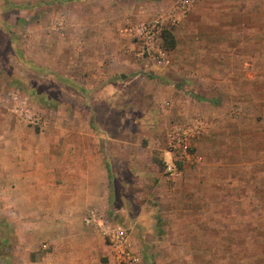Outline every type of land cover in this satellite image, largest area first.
I'll return each instance as SVG.
<instances>
[{
    "label": "crops",
    "instance_id": "1",
    "mask_svg": "<svg viewBox=\"0 0 264 264\" xmlns=\"http://www.w3.org/2000/svg\"><path fill=\"white\" fill-rule=\"evenodd\" d=\"M75 1L91 5L93 0ZM100 1L97 16L89 20L94 25L88 24L95 31L88 29L77 37L82 45L97 44L94 51H79L82 64L76 62L72 69L73 96L81 104L62 114L55 110L57 114L45 118L38 130L0 105V212L14 211L26 230L39 227L48 244L60 251L57 260L42 264H111L101 225L116 210L126 216L140 212L148 219L142 221L140 238L133 244L144 252L146 264H191L183 257L175 262L174 254L197 247L171 242L168 235L203 232L213 211L208 203L217 204L218 218L225 217L220 210L224 202L260 200L255 186L256 177L264 179V172L257 174L264 169V151L259 150L264 144V18L257 21L254 15L242 34L243 18H225L231 7L240 13L250 4L248 8L240 0H199L181 23L169 28L174 47H163L164 60L155 64L138 53L131 27L127 28L158 16L156 7L167 0ZM180 31L195 32L194 42L204 45L182 51ZM220 35L222 42L234 44L208 50L205 45ZM242 42L249 44L247 51L240 49ZM192 97L200 107L196 102L195 108L187 106ZM134 115L150 123L182 115L183 121L198 123L202 161L185 165L176 178L154 170L151 147L141 145V138L145 143L149 139L121 124ZM120 163L123 166L114 167ZM122 167L130 176L119 175L124 196L115 206L113 169ZM142 177L159 186L148 197H136L143 204L136 212L126 189L138 186ZM240 185L249 188L247 195L238 192ZM237 211L234 204L231 212ZM193 217L205 219L198 229L188 221L185 226L177 223ZM157 250L163 251V259Z\"/></svg>",
    "mask_w": 264,
    "mask_h": 264
},
{
    "label": "rangeland",
    "instance_id": "2",
    "mask_svg": "<svg viewBox=\"0 0 264 264\" xmlns=\"http://www.w3.org/2000/svg\"><path fill=\"white\" fill-rule=\"evenodd\" d=\"M244 1L240 0L241 5L251 7L249 10L245 9L244 12L238 13L235 8L231 7L228 10V17L225 18L239 22L243 18L245 21L244 26L239 28V32L242 34L247 33V24L254 15L257 21L264 18V0ZM101 3L100 0H93L91 5L79 4L75 0H0V105L12 116H15L26 125L32 126L19 114V111H16V107L28 109L31 114L40 117L39 126H32L38 130L43 126L45 118L57 114L55 110L62 114L71 106L81 104L78 97L73 96L74 91L70 78L72 69L73 66H77V59L81 55H79V51L85 53L94 51L97 44L83 43L82 45L77 41V37L78 34L88 33V29L91 32L95 31L93 26L89 28V25H94L92 20L97 16L95 9ZM175 3L176 0H167L162 6L159 4L156 7L155 13L158 15L156 17L162 21L163 30L174 28L184 18L176 25L169 24V17L175 8ZM90 19L92 20L89 21ZM132 26L129 25L127 29ZM194 34L196 36L195 32H177L179 39H181V41L179 40L181 42L179 49L183 51L189 48H201V45L204 44L199 43V41L194 42ZM222 38L220 35L216 40L214 36V41L208 43L205 47L210 51H214L218 48H225L226 45L234 44L222 42ZM224 38L226 37L224 36ZM78 44L81 45L78 46ZM248 45L247 42H242L240 49L247 51ZM161 46L164 47L163 41ZM175 49L177 50V48ZM82 61L83 59L80 58L78 64H82ZM187 91H190L189 88L186 89ZM256 92L261 94L263 90ZM193 93L200 95L199 90H193ZM197 99L196 97H192L191 100L188 99L190 103H187V106H194L195 108L197 106L193 102H196L200 107V101ZM262 107L263 105L256 110L257 117L261 116L262 110L259 109H262ZM136 117L138 116H129V119L121 124L127 127L129 131L134 129L149 139L145 143L141 138V145L151 147L153 153H151L149 163L153 165L154 170L162 173V175L167 176L165 172L166 161L172 157L168 152L167 132L173 126L178 125L188 131L190 151L200 155L197 147L200 146V149L203 147V145L198 144V142L201 143V134L192 122L183 121L182 115H177L168 121L155 123L139 120ZM114 122H111V124H119ZM240 122L243 125L242 119H240ZM259 150L263 153V143L260 144ZM145 156L148 157L147 153ZM148 158H145L142 154L141 161L146 163ZM200 161L189 160L180 163L181 176L185 165L193 166L199 164ZM120 166H123V163L114 165L115 168ZM118 171L113 169L114 176H116V184L112 188L115 198L113 205L115 206L121 203L124 196L122 194L124 187L117 184L120 181L119 175L121 174L125 178L130 176L127 168L122 167ZM258 172H264V169L257 170V174ZM140 179L138 186L126 189L132 196L133 202H130V206L136 212L140 205H143L141 201L135 200L136 197H148V192L154 189L157 190L159 186L158 184L156 186L153 181H149L147 177ZM256 181L258 184L255 186V192L259 195L260 200H241L238 203L224 202L220 206V210H222L225 217L218 218L214 216L217 215V204L215 202L208 203L212 206L213 211L210 212L211 218L206 219L207 228L203 232L171 233V235H168L171 242L179 243L181 241L197 247L188 248L174 254V257H177L175 262L178 257H183L191 264H264V179L256 177ZM238 190L243 195H247L249 192V188L244 185L238 186ZM234 204L238 207L236 213L231 212ZM141 212L143 211L141 210ZM124 214L116 210L107 218L122 224L134 244V240L140 238L139 231H141L142 221L148 219L141 216L140 212L137 214L138 216L135 213L127 216ZM204 220V218L193 217L179 220L177 223L185 226L184 222L188 221L192 227L195 226L198 229L200 223ZM23 224V219L16 218L14 211L0 212V264H42L44 260H57L60 257V251L54 248L52 244H48L46 235L41 234L39 227L31 231L26 230ZM202 226L204 225L202 224ZM148 238L151 237L148 235ZM248 242L252 243L250 247L247 246ZM221 243L223 247L220 246ZM141 252L144 258V252L142 250ZM156 252L160 259L164 258L163 251L157 250ZM144 264H146L145 260Z\"/></svg>",
    "mask_w": 264,
    "mask_h": 264
},
{
    "label": "built area",
    "instance_id": "3",
    "mask_svg": "<svg viewBox=\"0 0 264 264\" xmlns=\"http://www.w3.org/2000/svg\"><path fill=\"white\" fill-rule=\"evenodd\" d=\"M198 1L176 0L175 8L169 17V24L176 25L185 16L188 8ZM162 30L163 23L157 17L140 21L130 29V34L138 45V53L155 64H160L164 60L165 50L161 46ZM16 111H19V114L32 126H39L38 115L31 114L24 107L21 109L16 107ZM197 124L194 127L199 130ZM188 137V131L178 125L167 132L168 152L172 157L166 161L165 172L170 178L181 175L180 163L199 160V155L190 151ZM86 222L90 223L91 219L87 218ZM105 222L106 225H101V230L108 247V259L111 264H144L142 252L133 245L126 228L117 221L108 219Z\"/></svg>",
    "mask_w": 264,
    "mask_h": 264
},
{
    "label": "trees",
    "instance_id": "4",
    "mask_svg": "<svg viewBox=\"0 0 264 264\" xmlns=\"http://www.w3.org/2000/svg\"><path fill=\"white\" fill-rule=\"evenodd\" d=\"M161 38L165 49H171L174 47V38L169 28H165L162 31Z\"/></svg>",
    "mask_w": 264,
    "mask_h": 264
}]
</instances>
